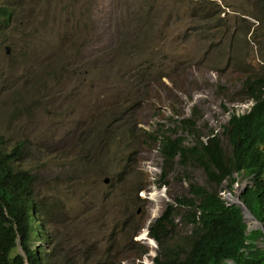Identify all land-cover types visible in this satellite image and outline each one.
<instances>
[{
  "label": "rangeland",
  "instance_id": "obj_1",
  "mask_svg": "<svg viewBox=\"0 0 264 264\" xmlns=\"http://www.w3.org/2000/svg\"><path fill=\"white\" fill-rule=\"evenodd\" d=\"M15 4L0 44V143L19 145L15 166L32 176L48 237L33 248L48 264H164L163 253H182L192 226L177 201L189 186L232 203L248 181L213 188L195 162L166 165L155 138L167 130L192 147L174 125L193 118L201 140L214 133L230 155L222 126L250 101L246 81L264 87V0ZM169 206L170 233L151 247L142 230ZM247 216L249 231L264 232Z\"/></svg>",
  "mask_w": 264,
  "mask_h": 264
},
{
  "label": "trees",
  "instance_id": "obj_2",
  "mask_svg": "<svg viewBox=\"0 0 264 264\" xmlns=\"http://www.w3.org/2000/svg\"><path fill=\"white\" fill-rule=\"evenodd\" d=\"M15 0H0V44L4 41L10 21L15 13ZM8 27V28H7ZM248 98L253 105L245 114L229 113L222 126L230 155L224 157L219 138L212 133L206 142L201 140L196 120L189 118L175 122L174 127L184 130L194 141L185 147V139L172 137L167 130L156 136L159 153L164 163L176 158L185 165L195 162L203 170L207 183L219 187L226 181V189L240 180L249 183L240 192L239 199L251 215L264 227V87L255 82H245ZM17 144L5 151L0 143V264H48L44 250L33 248L38 237L47 241L45 222L38 202L31 194L32 176L27 170L17 168ZM191 198L178 200L190 214L186 220L192 226L189 243L182 253L164 254V264H264V249L256 246L264 234L261 230H247L239 205H226L215 189L207 190L191 184ZM172 207L169 206L149 227L148 236L161 248L172 224ZM40 217L37 229L35 220ZM20 249V252L18 251ZM156 264L159 257H155Z\"/></svg>",
  "mask_w": 264,
  "mask_h": 264
},
{
  "label": "water",
  "instance_id": "obj_3",
  "mask_svg": "<svg viewBox=\"0 0 264 264\" xmlns=\"http://www.w3.org/2000/svg\"><path fill=\"white\" fill-rule=\"evenodd\" d=\"M5 52L8 53V49H7V48H5ZM235 199H236V201H231V202H232V204L239 205L243 220H244V219L246 218V216L248 215L247 217L250 218V219H252V220L254 221L255 224H260V225H262L260 222H258V221H257V220L251 215L250 211H249V210L245 207V205L240 201V199H239V195L235 196ZM244 222H245V221H244ZM261 228L263 229L262 226H261ZM247 230H248V228H247ZM261 231H262V230H261ZM262 232H263V231H262ZM263 234H264V232H263Z\"/></svg>",
  "mask_w": 264,
  "mask_h": 264
},
{
  "label": "clouds",
  "instance_id": "obj_4",
  "mask_svg": "<svg viewBox=\"0 0 264 264\" xmlns=\"http://www.w3.org/2000/svg\"><path fill=\"white\" fill-rule=\"evenodd\" d=\"M253 105V102H252V100H250L249 102H246L245 104H242V105H240L239 106V108H241L240 110L237 108V112H240V113H235L236 115H239V114H245V113H247V112H249L250 111V108H251V106ZM238 176H237V174H234V178L236 179V182H235V184H237V182H238V178H237ZM247 181V180H246ZM249 183V182H248ZM227 194H230V193H227ZM218 195L220 196V198L221 199H223V197H222V195H220V192H218ZM226 203V205H229V204H232V203H228V202H225ZM249 231V230H248ZM148 233H149V230H148ZM150 238V237H149ZM151 240H153V241H155L154 239H152L151 238ZM156 242V241H155Z\"/></svg>",
  "mask_w": 264,
  "mask_h": 264
},
{
  "label": "bare ground",
  "instance_id": "obj_5",
  "mask_svg": "<svg viewBox=\"0 0 264 264\" xmlns=\"http://www.w3.org/2000/svg\"><path fill=\"white\" fill-rule=\"evenodd\" d=\"M152 197H156V196H160V195H158V192L157 193H152V195H151ZM228 196H230V195H228ZM229 200H231V201H236V199L235 198H233V197H231L230 196V198H229ZM152 212V216H151V218H149L147 221H148V224H146V226H148L149 225V223L151 222V219L152 218H154V217H156L157 215H158V213H157V211L156 210H153V211H151ZM142 236L145 238V240L148 242V244L149 245H151V247H153V240H151V239H149V238H147V237H149L148 235H147V233H146V230L145 229H143L142 230ZM147 236V237H146ZM142 239V238H141ZM147 244V245H148Z\"/></svg>",
  "mask_w": 264,
  "mask_h": 264
},
{
  "label": "built area",
  "instance_id": "obj_6",
  "mask_svg": "<svg viewBox=\"0 0 264 264\" xmlns=\"http://www.w3.org/2000/svg\"><path fill=\"white\" fill-rule=\"evenodd\" d=\"M224 194V192H220V195H223Z\"/></svg>",
  "mask_w": 264,
  "mask_h": 264
}]
</instances>
